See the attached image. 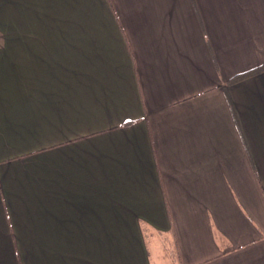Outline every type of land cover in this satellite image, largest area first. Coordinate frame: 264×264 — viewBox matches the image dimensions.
<instances>
[{"label": "crops", "instance_id": "0c3cea01", "mask_svg": "<svg viewBox=\"0 0 264 264\" xmlns=\"http://www.w3.org/2000/svg\"><path fill=\"white\" fill-rule=\"evenodd\" d=\"M0 264H264V0H0Z\"/></svg>", "mask_w": 264, "mask_h": 264}]
</instances>
